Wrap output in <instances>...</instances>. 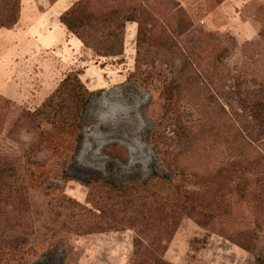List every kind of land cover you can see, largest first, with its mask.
Here are the masks:
<instances>
[{
    "label": "rangeland",
    "instance_id": "1",
    "mask_svg": "<svg viewBox=\"0 0 264 264\" xmlns=\"http://www.w3.org/2000/svg\"><path fill=\"white\" fill-rule=\"evenodd\" d=\"M79 1L21 0L0 30V264H264L263 169L246 188L216 175L255 124L242 99L264 88V0H94L137 20L118 56L68 34ZM69 76L89 100L61 132L42 111Z\"/></svg>",
    "mask_w": 264,
    "mask_h": 264
},
{
    "label": "trees",
    "instance_id": "2",
    "mask_svg": "<svg viewBox=\"0 0 264 264\" xmlns=\"http://www.w3.org/2000/svg\"><path fill=\"white\" fill-rule=\"evenodd\" d=\"M93 2L94 0H80L62 14L61 22L86 47L95 49L97 54L104 56L121 55L123 51L121 35L124 34L125 25L127 22L137 21L136 18L127 16L120 7H113L109 10H103L102 7L95 8ZM20 12L21 0H0V30L14 28L19 22ZM185 69L188 71L185 83L190 86V83L195 81L194 75L191 74V72L195 74L194 71H196L194 64L189 62L185 65ZM190 91L194 90L190 88ZM172 92L175 97L180 95V82L173 83L172 89L169 86V93ZM88 100L89 92L80 78L69 76L45 103L42 114L45 118L50 119L61 132L77 130L82 111ZM242 100L246 105L248 118H252L255 124L246 126L242 131L234 129L235 143L241 144L246 152L242 148L238 149L237 151L242 158L219 169L216 175L223 180H220V187L235 182L237 188H246L250 184L247 174L258 169L264 171V157H251L248 154L255 151L254 143L258 140L257 132L264 133V88L256 93L248 92ZM190 131V127H187L181 136L185 139L184 145L189 148L193 143ZM206 178L203 179L206 180ZM144 185L146 186L148 183ZM263 185L264 183L261 184V186ZM175 195V202L203 203L205 200L204 194L199 193L197 195L180 188L176 190ZM212 204L219 206L216 200H213ZM152 257L153 264H167L155 254H152Z\"/></svg>",
    "mask_w": 264,
    "mask_h": 264
},
{
    "label": "crops",
    "instance_id": "3",
    "mask_svg": "<svg viewBox=\"0 0 264 264\" xmlns=\"http://www.w3.org/2000/svg\"><path fill=\"white\" fill-rule=\"evenodd\" d=\"M58 1H60V0H58ZM236 2H238L239 0H235ZM60 16H61V14H60ZM65 28V27H64ZM66 29V28H65ZM67 31V30H66ZM68 32V34H70L69 33V31H67ZM70 35H72V34H70ZM66 43H68V42H66ZM69 47L71 46V45H68ZM77 48H81V46L79 45V46H77Z\"/></svg>",
    "mask_w": 264,
    "mask_h": 264
}]
</instances>
